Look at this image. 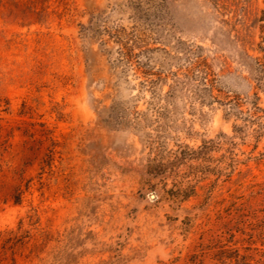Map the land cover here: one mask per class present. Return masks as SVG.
<instances>
[{
    "label": "rangeland",
    "instance_id": "obj_1",
    "mask_svg": "<svg viewBox=\"0 0 264 264\" xmlns=\"http://www.w3.org/2000/svg\"><path fill=\"white\" fill-rule=\"evenodd\" d=\"M263 10L0 0V264H264Z\"/></svg>",
    "mask_w": 264,
    "mask_h": 264
},
{
    "label": "trees",
    "instance_id": "obj_2",
    "mask_svg": "<svg viewBox=\"0 0 264 264\" xmlns=\"http://www.w3.org/2000/svg\"><path fill=\"white\" fill-rule=\"evenodd\" d=\"M216 1H219V0H216ZM258 22L263 23V24H261V29H262V33L264 34V10L262 11V16L260 17V19H258ZM262 40L264 41V36L262 37ZM262 49H263L262 51L264 52V48H262ZM257 62L260 64V66L264 70V56L261 59H257ZM203 150H206L207 151L208 148L204 146L203 147ZM165 172H166V168H164V166L162 165V166H159L158 167V170H155V173L154 174L155 175H161V174H163ZM1 235H2V233H0V236Z\"/></svg>",
    "mask_w": 264,
    "mask_h": 264
}]
</instances>
